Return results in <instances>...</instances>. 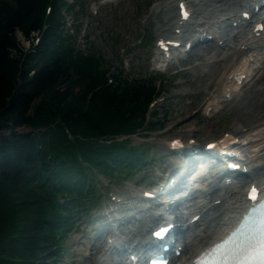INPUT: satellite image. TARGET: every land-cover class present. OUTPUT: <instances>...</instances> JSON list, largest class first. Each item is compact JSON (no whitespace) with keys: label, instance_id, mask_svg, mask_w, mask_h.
<instances>
[{"label":"trees","instance_id":"trees-1","mask_svg":"<svg viewBox=\"0 0 264 264\" xmlns=\"http://www.w3.org/2000/svg\"><path fill=\"white\" fill-rule=\"evenodd\" d=\"M80 1L0 0V264L60 259L76 217L100 203L96 174L129 179L150 160L130 136L152 130L146 112L164 81L128 79L79 50L63 12L78 21Z\"/></svg>","mask_w":264,"mask_h":264},{"label":"rangeland","instance_id":"rangeland-1","mask_svg":"<svg viewBox=\"0 0 264 264\" xmlns=\"http://www.w3.org/2000/svg\"><path fill=\"white\" fill-rule=\"evenodd\" d=\"M158 1L81 0L79 5H82L83 14L78 15V21L77 19L75 20L76 17L74 15H68L73 26L77 24L80 26L76 34L77 48L79 50L87 52L92 49L96 50L107 66L118 68L128 79L156 76L159 80L164 81V90L156 100V106L152 109V112L155 111V113L149 117V122L154 124L152 130L145 129L139 135L132 136L133 145H143L148 148L150 160L146 168L135 173L132 178H123L119 181L107 180L96 174L95 183L101 194V201L97 209L94 212H90L89 217L85 218L81 217V215L76 217L74 226L78 229H73L65 240L60 250V259L57 258V260L53 261V259L47 258L46 264H93V262L94 264H116L115 259H119L118 257L105 256L103 253L106 247L101 252L98 249V245H104L106 242L105 236H109V233L99 238L94 239V237L98 233L99 225H102L99 216L102 213L110 212L111 208L116 207L115 202L117 200H124L131 207L128 209V213L121 211L111 216L125 217L127 221V223L122 221L125 224L121 226L123 233L118 234L116 237V239L121 237L120 239L122 240L132 236L128 235V232H134L137 226H140V230L143 232L153 219L154 209L161 207V204L153 205L152 203L137 201L143 200V193L147 189H152L153 187L158 189L160 186L166 187L176 176L180 178L181 175H184L185 179L192 178L188 181L191 182L189 187L193 193L199 194V196L203 193L201 194V199L198 200V203L203 204L209 200L208 197L211 195L207 194V196H204V192L212 187V182L214 184L219 183V181L212 178L214 169L209 168L205 164L198 165L199 160L194 161L190 167H187L190 162L186 160V156L180 154V158L178 154H174L176 151L171 150L170 143L173 138L181 139L184 144L190 143V141L191 143L196 142L194 144L200 150H203L206 142L218 140L224 133L229 132L238 137L239 142H242L239 147L242 148L250 137L241 135L240 132H245L254 126L256 129H260L264 124L262 114L264 113V79L263 83L255 84V81H260L259 78L262 77L260 72L264 68V61L261 59L264 58V54L261 52L259 60L250 67L245 85L251 79L250 75L252 73L255 75L260 70L259 76L255 77L256 80L254 79L252 83L245 86L244 95H242L243 92L238 97H236L237 94H232L230 99L224 98V93H221V90L215 91L210 87L212 80L205 73L214 69V64H217V61L209 60L212 56L211 53L205 54L202 52L199 57H196L193 52H195L197 47L191 51L186 61L177 62V65L171 68H168L166 64L159 66L157 64L159 58L156 54L155 42L160 34L167 37L171 35L170 38L172 37L171 26L173 25V20H167L169 22L167 25L165 19L158 17L161 13H158V9L154 10ZM172 5L168 8H172L173 13L177 15L176 2H173ZM160 7L162 9L164 5L162 4ZM194 9L196 10L197 8ZM75 12L79 13L80 9L76 8ZM194 17V20L199 18L197 11H195ZM167 29L170 34L165 33ZM222 30L223 32H228L229 28L223 26ZM15 36L22 51L30 48V39L26 40L18 31ZM217 40L215 39V41ZM210 45L215 52L220 50V48ZM210 102H215V107L207 112L205 111V106ZM261 105L262 107H260ZM260 111L263 112L260 113ZM156 113L159 119L158 122L155 121L154 117ZM252 145L245 149L246 151L248 150L247 163L250 169L254 164H257V157L264 156V142ZM199 168H201V171L197 174L195 173V175L194 172L196 169L200 170ZM200 177H203L204 181L200 180ZM177 181L175 180V182ZM247 181L246 179V182H238L243 183L244 188ZM243 188L241 187V192ZM165 192L166 190L163 191V193ZM186 194H188V191L184 195ZM107 200H109V204L106 203ZM155 201L157 202V200ZM189 206L190 203L185 200L180 207L182 211H180L179 215H187ZM203 218L201 217V219ZM184 219V223H186V216ZM118 225L119 223L116 222L113 226ZM205 226H202L204 228L200 226L197 229L187 231L185 229V235H191L192 231V234L198 230L206 229L207 231L209 225ZM126 230L128 231L127 233H125ZM142 235L144 234L141 233L139 236L138 233L133 236L135 238L138 237L136 239L138 240L143 238ZM93 243L97 244L93 246ZM196 243H198V240L191 243V248ZM186 245L188 244L185 243ZM189 256L187 252L184 258Z\"/></svg>","mask_w":264,"mask_h":264},{"label":"bare ground","instance_id":"bare-ground-1","mask_svg":"<svg viewBox=\"0 0 264 264\" xmlns=\"http://www.w3.org/2000/svg\"><path fill=\"white\" fill-rule=\"evenodd\" d=\"M173 2H176V4L184 3L188 7H193V8L197 7V9L194 10L192 13L194 14L195 11H197L198 15H201L200 18L195 19V20H191L188 24V26L194 27L195 32L197 31V33H198L197 38H199L200 36L202 37L204 34H214L215 36L219 35L217 37L221 41V45H222L221 47H219L220 50L215 49L216 50V52H215L214 49H212L211 45L209 43H207V44H205V46L200 45L195 50V52H197V50H199V49L200 50L196 54H195V52H193L194 53L193 55L196 57H199L202 52H204L205 54L211 53L212 56H211V58H209V60L212 59L214 61H217V64H214L215 68L212 70H209L208 72L205 73V74H207V76L210 77V80H212V82L210 83L211 89H214L215 91L221 90V93L222 92L224 93L225 98L228 95H232V94H237L236 97H238V95L243 92L245 86L248 85L249 83H252V81L255 79L256 76H259L258 73L260 72V70L258 72H256L255 75H254V73H252V75H250L251 79L245 85L246 80L248 79V72H249L250 67H252L253 64H255L259 60V57H260L259 54L261 52L264 54V32H262L261 34L258 35L257 32L254 30V27H252V26L243 27L241 24L240 13L238 12V7H244L247 9L251 5V3L255 2V1L254 0H159L154 7V10L158 9V13H161L160 15H158V17H160L161 19H165L167 25L169 23L167 20H170V19L173 20V25L171 26L172 27V37L170 38L171 35L167 37V36L162 35V34H160L158 36L160 45L165 44L168 48V50L165 53L162 51H159L157 53L159 58H163L162 60H164V61L171 57L170 51L176 50V48H174L172 46V43H173L172 40H177L180 37L185 38L186 33H187V30H184L186 26H185V24H183V21L179 15V11H178L177 15H175L173 13V9L171 8L172 9V12H171V9L168 8L170 5H172ZM162 4L164 5L165 8L163 7L161 9L160 6ZM166 8H168V9H166ZM197 22H203L202 23L203 27L200 26L201 24L196 25ZM230 22H235L236 26H237L236 28H241V30L243 32L233 36V38L229 40L227 38L229 31L228 32H221L220 29H221L223 24L224 25L230 24ZM194 25H196V26H194ZM165 33L170 34L168 29L165 30ZM227 51H228V53H227ZM180 60L181 59H177L176 61H180ZM199 65H200V63H199ZM194 68H195V65H194ZM254 70H256V69H254ZM261 70L262 71L260 72V74L262 73V75H261L262 77L260 76L261 77V78H259L260 81H258V80L255 81V84H257V85L259 83H263V79H264V71L263 70H264V68ZM244 75H245V78L242 80V77ZM242 95H244V92ZM262 105H263V103H262ZM262 105L260 107H262ZM213 107H215V102H210V103L206 104L205 111H207L209 108H213ZM261 109H263V108H261ZM261 112H263V111H260V113ZM262 114L264 117V113H262ZM240 134L246 135L247 137H250V138H248V141L246 142V144L242 148L246 149V147H248L252 144H260V143L264 142V124L261 126L260 129H256L254 126L252 128L247 129L245 132L241 131ZM234 137L238 138L236 135H234ZM193 143H196V142H193ZM193 145L187 143L184 145V148H183V149H186L188 154H189L186 157V160L190 162L187 167H190L193 164L194 156L192 155V153L196 152V150H197V146L195 144H193ZM236 145L237 146L241 145V143H239V140L237 141ZM252 146H256V145H252ZM180 151H181V149H178V151L174 154H178L180 156V154H181ZM200 156H201L200 159H203L206 157V154L203 152V153H200ZM180 158H181V156H180ZM185 163H186V161H185ZM256 163L257 164L256 165L254 164V166L252 167L250 174H248L247 176H239L241 178H245L248 180L247 183H245V185L246 184L251 185V184H255V183H259L260 186L264 185V156L257 157ZM190 176H192V175H190ZM214 176L215 175H213L212 178H214ZM183 177H184V175H181L180 178H178L177 176L174 178V180H178L175 183L174 188L175 189L176 188H184L185 191H188V194L184 195L185 194V192H184V193H181L178 195L175 194V195L171 196L170 200H175V198H177V200H175V201H170V203H172V204L166 203V202H169L168 201L169 198L163 197V195L161 194L163 192L160 193L162 196H159L158 199H156L159 202H162V203H160L161 205L163 203H165V205L167 207H170V210L167 209L170 213L174 212V210H172L173 206H177L178 204H180L181 202H183L185 200H186V202H188L189 199H193L194 201H196L197 195L194 194L191 190H189L190 187L188 185V183H189L188 180H190L192 178H190V179L186 178L185 180H183ZM220 178H221V176H219V175L215 176L216 180L220 179ZM199 179L204 181L203 177H200ZM164 184H161V185H164ZM241 187L243 188V183L241 184L240 182H236L235 185H228L225 194L222 195V194H220V190H219L217 183L216 184L213 183L212 187L208 189L207 193H205L206 196H207V194L208 195L211 194L209 196L211 198V201L206 202L204 204H201V203L196 204V202H195L193 205H190L188 207V211H190V212L192 211L191 214H194V213L201 214L203 212V210H205L203 212V217H205V218L201 219V223L195 225V227L193 229H196L200 226L201 227L205 226L207 224L209 225V227H208L207 231H206V229L198 230L197 232H194L193 235H189V234L184 235L183 243H184L185 249L183 250L182 256L180 257L182 262L185 261V260L183 261L182 257H184L185 254H187V252L190 255L189 256V258H190L203 245H208L212 241L217 240L219 238V236L222 234L223 230L234 222V220L240 214L242 207L244 206L245 195L242 194ZM156 190H157V188L155 189V191ZM171 191H173V188L167 187L165 193L167 195H170ZM160 194H158V195H160ZM202 200H204V199H202ZM215 200H220V202L215 205V203H214ZM137 201H139L141 203L142 202H146V203L150 202V200H148V199L137 200ZM129 205L130 204L128 202H124V200H121V201H118L116 203V207L112 208L110 212L102 213L99 216L100 221L102 222V225H99L100 228L98 227L99 230L97 231L98 233L95 235L94 239L99 238L101 236H104L106 233H110V235H112V231L109 228L111 226L115 227L113 225H115L116 222L119 223L118 227H120L122 224L119 221L120 217L118 218L116 216H114V217H111V216L115 215L116 213H120L121 211H126V213H128V211H129L128 209L131 208ZM209 205H210V207H209ZM190 215H189V218L192 216V215L191 216ZM177 219L179 221L185 220L184 216L182 214H180ZM122 221H126V220L122 219ZM188 228L192 229V227L187 225V229ZM202 228H204V227H202ZM205 228H206V226H205ZM202 231H204V232L201 233ZM136 238H138V237H136ZM195 240L196 241L198 240V243H196V245H194L191 248V245H192L191 243L195 242ZM185 243H187L188 245L185 246ZM96 244L97 243H93L92 245L94 246ZM106 246H107L106 242L104 243L103 246L98 245V249H100L99 252H101L102 250L104 251V248ZM115 248H116L115 246L111 247L112 251ZM137 248L138 247L136 245H134L132 249L136 250ZM93 264H94V262H93Z\"/></svg>","mask_w":264,"mask_h":264},{"label":"snow or ice","instance_id":"snow-or-ice-1","mask_svg":"<svg viewBox=\"0 0 264 264\" xmlns=\"http://www.w3.org/2000/svg\"><path fill=\"white\" fill-rule=\"evenodd\" d=\"M256 191L253 188L249 194L253 206L240 227L228 239L206 249L192 264H264V201L256 202Z\"/></svg>","mask_w":264,"mask_h":264}]
</instances>
